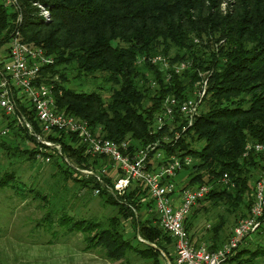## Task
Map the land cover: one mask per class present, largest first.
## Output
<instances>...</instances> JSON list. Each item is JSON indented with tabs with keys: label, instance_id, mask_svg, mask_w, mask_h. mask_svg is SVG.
<instances>
[{
	"label": "trees",
	"instance_id": "1",
	"mask_svg": "<svg viewBox=\"0 0 264 264\" xmlns=\"http://www.w3.org/2000/svg\"><path fill=\"white\" fill-rule=\"evenodd\" d=\"M224 2L226 12L221 9ZM34 3L49 8L51 22L39 21ZM18 13L24 41L44 49L54 59L45 75L55 79L56 88L62 92L56 98L59 110L91 128L100 127L108 140L128 141L131 151L156 141L162 144L163 136L173 139L179 132L180 138L168 146L167 152L192 158L193 163L183 169L187 172L185 187L211 185L203 201L213 202L214 207L227 205L237 212L245 210L238 220L247 216L254 188L251 179L255 183L258 179L251 170L261 173L263 169L259 156L251 153L243 158V153L249 142L264 143V0H19V12L0 0V50L8 49ZM153 57L164 58L170 67L181 62L191 66L175 75L161 64H151L148 59ZM198 72L208 73V86L193 125L184 132L183 123L172 125V131L154 132L162 101L167 96L186 98L199 79ZM1 115L10 138L18 141L15 145L2 141L1 149L9 159L13 156L20 163H37L40 151L35 137L2 111ZM29 121L39 134L33 116ZM48 139L59 142L61 155L51 149L42 155L50 157L64 180H72L90 192L98 190L99 196L108 195L107 203L124 209L122 219L132 222V240L143 248L136 252L160 264L162 251L168 255L166 248L158 246L161 251L147 245L157 239L173 241L158 224L154 227L151 223L155 221L150 212L153 203L145 190L135 186L122 196H114L109 191L113 190L114 174L109 160L85 155L73 135L54 133ZM201 142L203 147L197 150ZM63 159L72 162V169ZM75 168L95 173L105 168L106 174L98 175V181L93 176L83 177ZM224 175L233 187L215 186ZM14 178L11 172H0V188L13 189ZM206 210L200 207L187 218ZM143 211L146 216L139 218ZM58 225L65 227L64 234L81 233L86 251L100 248L112 261H122L134 248L121 234L115 218L103 227L64 214ZM189 227L186 225L187 231ZM223 227L219 223L210 237L203 236L211 243L208 250L215 251L225 243L226 238L219 235ZM254 237L255 243L248 239L227 264H258L264 260V224Z\"/></svg>",
	"mask_w": 264,
	"mask_h": 264
},
{
	"label": "built area",
	"instance_id": "2",
	"mask_svg": "<svg viewBox=\"0 0 264 264\" xmlns=\"http://www.w3.org/2000/svg\"><path fill=\"white\" fill-rule=\"evenodd\" d=\"M5 7L19 12V0H2ZM40 22H51L48 7L34 3ZM223 12L227 10V3L221 5ZM22 16L18 13L15 28L12 31L8 49L0 55V110L7 117L14 120L15 124L28 130L39 144L36 155L37 162H49L50 157L42 153L51 149L61 155L59 142H54L48 137L55 133L56 136L73 135L84 148L85 155L91 158L105 157L113 165L112 175L113 190L109 191L114 196H122L130 188L141 186L147 199L153 203L150 211L155 215V220L164 233L169 235L174 244L175 255L163 264H227L237 249L259 232L264 224V143H247L244 148L243 158H248L252 153L259 156L263 162V169L255 183L251 203L247 216L239 219L231 230L227 242L215 251L208 250L207 246L194 244L186 230V219L192 208L211 192V185H192L177 187L178 173L193 163L191 157L178 158L167 152L180 138V133L175 132L174 138L163 136L161 141L147 145L144 148L131 151L128 141H111L104 138L100 127L91 128L89 124L73 116L67 115L58 109L56 98L62 92L45 75V69L54 64V59L46 51L31 43H26L19 27ZM153 65L161 64L165 70H171L175 75H180L190 68L189 62L170 65L162 57L148 59ZM167 77V81L170 79ZM199 79L195 82L190 94L183 100L167 96L161 105V113L157 116L154 132H161L172 125H182V132L191 127L200 114V107L206 96L208 73L198 72ZM33 116L37 123L39 134L31 127L29 117ZM180 118L182 121L178 120ZM171 126V127H170ZM7 130L3 131L6 134ZM82 176H93L98 181V175L106 174V169L80 170L75 168ZM216 187L231 188L227 175L215 182ZM95 192L98 193V190Z\"/></svg>",
	"mask_w": 264,
	"mask_h": 264
},
{
	"label": "rangeland",
	"instance_id": "3",
	"mask_svg": "<svg viewBox=\"0 0 264 264\" xmlns=\"http://www.w3.org/2000/svg\"><path fill=\"white\" fill-rule=\"evenodd\" d=\"M4 51L6 50H0V54L5 53ZM103 95L108 96L106 93ZM5 130V122L0 111V143L3 141L5 144H17L15 138L12 142L14 139L10 138L9 132L3 134ZM28 145L31 147L29 143ZM202 147L203 142L197 145V150ZM11 157L9 159L0 146V172H11L15 175L13 189L0 188V264H154L152 259L145 256L142 258L136 252L135 249L143 248L135 245L132 240L134 232L131 228L132 222L122 219L124 209L107 203L110 202L108 195L99 196L96 190L90 192L72 180H64L51 159L49 162L32 164L20 163V159ZM63 163L71 168V161L63 159ZM251 172L257 178L260 176V172L256 170L252 169ZM186 181L187 172L183 171L179 173L177 180L175 178L174 183L177 187H182L185 186ZM251 185L255 186V181L252 179ZM252 195L253 191L249 195L250 200ZM213 205L210 201L197 203L189 215L200 207L207 208L206 212L200 211L186 219V225H190L189 236L191 233L200 236H197V240H192L196 245L209 246V242L204 240L203 236L208 234L210 237L212 228L219 223H223L224 226V232L219 235L226 238L225 242H227L231 230L239 221L238 218L245 212V210L237 212L223 204L217 207ZM64 214L73 219L91 220L103 227L111 218H115L120 225L121 234L131 241L134 248L119 262L107 259L105 251L100 248L86 251L81 233L64 234L65 227L61 228L58 225L59 219ZM138 215L139 218L146 216L144 211ZM151 223L157 227L156 220H151ZM137 239L144 243L139 236ZM255 240L254 235L249 238V241ZM147 246L157 250L160 249L158 246L166 248L165 252L167 251L168 255L160 249L162 251L160 264L164 262L163 257L170 256L168 249L171 252L174 248V244L163 239H157ZM258 264H264V260H259Z\"/></svg>",
	"mask_w": 264,
	"mask_h": 264
},
{
	"label": "crops",
	"instance_id": "4",
	"mask_svg": "<svg viewBox=\"0 0 264 264\" xmlns=\"http://www.w3.org/2000/svg\"><path fill=\"white\" fill-rule=\"evenodd\" d=\"M191 236H192V237H191ZM191 236H190L191 241H192V240H197V236H198V235H196L195 233H191ZM198 237H200V236H198ZM201 238H202V237H201ZM206 240H207V239H206ZM198 241H199V240H198ZM207 242H208V241H207ZM203 243H204V242H203ZM208 244H211V243H208ZM168 252L170 253V256H169V257H173V255H174V253H175V252H174V248H172L171 252H170V250L168 249ZM165 257H166V256H165ZM165 257H164V261L168 259V257H166V258H165ZM163 263H164V262H163Z\"/></svg>",
	"mask_w": 264,
	"mask_h": 264
}]
</instances>
